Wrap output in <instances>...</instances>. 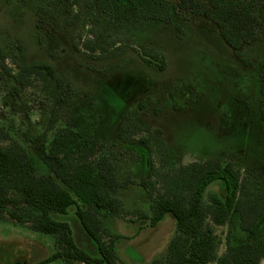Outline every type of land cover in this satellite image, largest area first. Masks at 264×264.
<instances>
[{
	"label": "rangeland",
	"instance_id": "obj_1",
	"mask_svg": "<svg viewBox=\"0 0 264 264\" xmlns=\"http://www.w3.org/2000/svg\"><path fill=\"white\" fill-rule=\"evenodd\" d=\"M161 1L174 8L167 22L119 21L105 9L89 7L87 0H39L37 9L27 0H0V49L6 56L0 65L15 73L17 65L44 62L55 70V78L43 76L27 87L3 71L0 83V124L23 144L37 175L49 174L44 161L51 158V146L97 140L115 146L119 177L138 182L149 168L147 148L138 142L146 133L128 142L117 138V126L130 117L141 128L160 131L165 167L231 161L262 189L264 112L256 78L264 62V3L256 9L263 24L260 38L237 57L210 19L177 9L178 0ZM38 20L41 28L35 29ZM152 160L161 165L156 151ZM207 190L221 196L225 191L218 181ZM115 195L130 211L148 208L145 191L136 183ZM65 218L72 227L78 225L74 206ZM105 223L125 235L115 243L125 264L163 257L175 231L168 214L139 237L134 213L125 219L107 214ZM215 231L220 252L226 227ZM53 251L51 235L0 221V264H36Z\"/></svg>",
	"mask_w": 264,
	"mask_h": 264
},
{
	"label": "trees",
	"instance_id": "obj_2",
	"mask_svg": "<svg viewBox=\"0 0 264 264\" xmlns=\"http://www.w3.org/2000/svg\"><path fill=\"white\" fill-rule=\"evenodd\" d=\"M27 1L35 4L39 0ZM87 1L89 7L105 9L119 21L146 18L167 22L174 10L161 0ZM205 1L204 5L198 0H178L177 9L210 19L237 57L260 38L263 24L256 9L264 0ZM40 23L42 20L35 29L41 28ZM73 47L77 50L75 44ZM5 59L0 49V60ZM158 68L163 69V62ZM257 70L264 112V62ZM3 71L22 87L43 76L55 78L54 67L44 62L17 65L15 73L1 64L0 83ZM143 106L139 100L137 107ZM139 132L146 133L138 142L147 148L144 155L149 168L137 182L119 177L115 146L106 147L97 140H86L81 146H51V160L44 161L49 174L37 175L23 144L0 124V221L11 220L53 237L54 251L36 264L56 259L66 264H125L115 251V243L123 236L108 227L105 216L125 219L131 213L139 229L155 226L167 214L175 220L165 255L149 264H264V186L260 189L231 161H192L174 170L167 168L159 130L152 133L133 124L130 117L117 126V138L123 142ZM154 151L159 154L160 166L152 160ZM216 181L225 190L222 196L207 190ZM135 183L145 191L149 201L146 210L130 211L115 195ZM72 206L78 224L75 227L65 218ZM217 226L226 227L221 255L217 254L221 243Z\"/></svg>",
	"mask_w": 264,
	"mask_h": 264
},
{
	"label": "crops",
	"instance_id": "obj_3",
	"mask_svg": "<svg viewBox=\"0 0 264 264\" xmlns=\"http://www.w3.org/2000/svg\"><path fill=\"white\" fill-rule=\"evenodd\" d=\"M136 180V179H135ZM130 186V185H129ZM126 189V188H125ZM147 208H144L143 210H146ZM219 227H222V226H219ZM146 229H148V227L146 226V227H143L142 229H139V230H137V232H136V234L138 235V237L142 234V233H144V231H146ZM112 231H113V229H112ZM114 232V231H113ZM116 233V232H115ZM119 234V233H118ZM121 236H125V235H122V234H120ZM170 240V239H169ZM224 251H225V246H224V248L220 251V252H217V254L218 255H221L222 253H224ZM165 255V254H164ZM163 255V256H164ZM264 261V260H263Z\"/></svg>",
	"mask_w": 264,
	"mask_h": 264
}]
</instances>
